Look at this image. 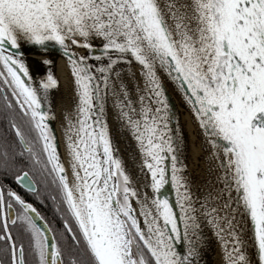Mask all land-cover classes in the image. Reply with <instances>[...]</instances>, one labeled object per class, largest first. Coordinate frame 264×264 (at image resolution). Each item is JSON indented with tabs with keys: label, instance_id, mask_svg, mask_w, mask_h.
<instances>
[{
	"label": "snow or ice",
	"instance_id": "obj_1",
	"mask_svg": "<svg viewBox=\"0 0 264 264\" xmlns=\"http://www.w3.org/2000/svg\"><path fill=\"white\" fill-rule=\"evenodd\" d=\"M26 47L70 69L60 138ZM0 124V264H203L206 230L222 264H264V0H0ZM36 177L51 219L6 183L45 204Z\"/></svg>",
	"mask_w": 264,
	"mask_h": 264
},
{
	"label": "bare ground",
	"instance_id": "obj_2",
	"mask_svg": "<svg viewBox=\"0 0 264 264\" xmlns=\"http://www.w3.org/2000/svg\"><path fill=\"white\" fill-rule=\"evenodd\" d=\"M30 57L34 59H51L53 65L50 69L44 68H30L33 77L39 74H46L47 70L53 72L56 79L59 81V88L54 89L51 94V99L53 102V108L57 114L58 119L52 122V125L56 131L57 137L60 138L61 127L59 114L62 105L71 96L70 89V69L66 66L65 59L58 53H53L52 55L38 54L36 51L28 53ZM136 70V69H134ZM171 94V93H170ZM173 102L176 107V111L180 115L181 124L184 125L183 133L185 137V156L183 157L184 162L187 164L188 173L197 182H200L201 177L204 176L206 164L204 159L207 157L206 151L201 150L199 146V141L196 137V130L193 125H187L186 121L189 119V115L178 99L171 94ZM61 156H64V144L62 139H60L59 147ZM206 236L208 237L206 241V246L203 250L202 260L203 264H222V252L219 243L216 238L212 235L211 231L206 230Z\"/></svg>",
	"mask_w": 264,
	"mask_h": 264
},
{
	"label": "flooded vegetation",
	"instance_id": "obj_3",
	"mask_svg": "<svg viewBox=\"0 0 264 264\" xmlns=\"http://www.w3.org/2000/svg\"><path fill=\"white\" fill-rule=\"evenodd\" d=\"M3 125L0 124V127H2ZM36 181H37V188L39 190V195L45 200V204L47 206H45V204H41L39 202V200L36 199V197L25 191L24 189L20 188L17 184H15L11 179H8L6 181V183L13 188V190L17 191L28 203L33 204V206L37 207V209L42 213V215H44L45 217L51 219L54 215L53 213V209H52V205H51V201L48 199V192L51 189H46L44 187L43 182L40 180L39 177H36ZM61 225L59 223L58 220L53 221V227L54 228H59Z\"/></svg>",
	"mask_w": 264,
	"mask_h": 264
},
{
	"label": "water",
	"instance_id": "obj_4",
	"mask_svg": "<svg viewBox=\"0 0 264 264\" xmlns=\"http://www.w3.org/2000/svg\"><path fill=\"white\" fill-rule=\"evenodd\" d=\"M25 51L27 52V53H31V52H34L35 50H33V49H31V48H25ZM54 53H56V52H54ZM27 59H28V62H29V67L30 68H44V67H46V66H44V65H42V58L41 59H34L33 57H30L29 55L27 56ZM46 75V74H45ZM44 74H39V75H37L36 77H34L37 81H39L41 78H43L44 76H45ZM37 77H40V79L38 80V78ZM165 86H166V88L168 89V95H169V102L173 105V107L175 108V110H176V107H175V104H174V102H173V99H172V97H171V94L172 95H174L177 99H178V101L181 103V100H180V98H179V96L176 94V93H174L173 92V90H172V85L171 84H169V83H165ZM171 93V94H170ZM181 105H182V103H181ZM183 106V105H182ZM184 107V109L186 110V107L185 106H183ZM187 111V110H186ZM187 113H188V111H187ZM188 115H189V113H188ZM193 126H194V128H195V130H196V132H197V128H196V126L193 124ZM52 127H53V125H52ZM54 128V127H53ZM206 147V146H205ZM206 153H207V156H208V152L206 151ZM168 194H169V197H170V199H172L173 201H174V199H175V193L174 192H172L171 191V189L169 188L168 189Z\"/></svg>",
	"mask_w": 264,
	"mask_h": 264
},
{
	"label": "rangeland",
	"instance_id": "obj_5",
	"mask_svg": "<svg viewBox=\"0 0 264 264\" xmlns=\"http://www.w3.org/2000/svg\"><path fill=\"white\" fill-rule=\"evenodd\" d=\"M38 78V80L40 79V77H37Z\"/></svg>",
	"mask_w": 264,
	"mask_h": 264
}]
</instances>
